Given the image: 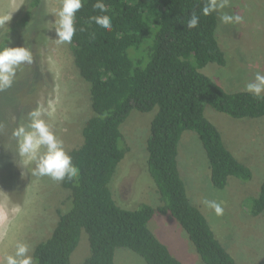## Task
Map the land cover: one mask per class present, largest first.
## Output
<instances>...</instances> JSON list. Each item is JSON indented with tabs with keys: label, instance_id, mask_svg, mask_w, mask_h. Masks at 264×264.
I'll use <instances>...</instances> for the list:
<instances>
[{
	"label": "trees",
	"instance_id": "1",
	"mask_svg": "<svg viewBox=\"0 0 264 264\" xmlns=\"http://www.w3.org/2000/svg\"><path fill=\"white\" fill-rule=\"evenodd\" d=\"M96 2L84 0L76 12L77 32L71 42L74 63L90 85L94 115L85 124L82 145L69 153L80 170L78 178L63 181L70 191V208L36 247V264H71L83 232L91 250L84 264H116L119 248L131 250L147 264H184L151 230L156 212L180 223L204 264H238L188 196L179 145L186 131L198 134L216 189H226L234 177L250 181L251 169L226 147L205 111L210 106L234 119H258L264 117V99L247 91L227 92L201 72L209 63L226 65L216 37L218 15L202 14L205 0H102L107 12L94 9ZM41 3L28 0L23 16L0 34V47L8 45L9 34L29 26ZM193 11L199 24L189 29ZM100 15L111 18L110 31L89 23L90 17ZM155 108L147 164L163 205L127 210L118 206L109 187L126 154L119 146L121 125L133 110L149 113ZM5 131L0 121V136ZM9 157L4 151L0 164L13 165ZM247 207L254 217L264 214V182Z\"/></svg>",
	"mask_w": 264,
	"mask_h": 264
},
{
	"label": "rangeland",
	"instance_id": "2",
	"mask_svg": "<svg viewBox=\"0 0 264 264\" xmlns=\"http://www.w3.org/2000/svg\"><path fill=\"white\" fill-rule=\"evenodd\" d=\"M28 0H0V26L3 35L25 13ZM61 0H42L27 28L9 34V47H28L32 64H22L12 87L0 91V121L5 131L0 136V159L5 153L13 161L0 164V258L15 251V243L30 246L33 264L36 247L48 239L60 215L70 208V191L63 181L48 176H33L20 165L16 138L12 135L38 103L52 101L55 111L49 119L69 154L83 143V129L94 113L90 85L80 75L72 52V43L57 44L55 10ZM223 11L243 17L240 24L220 22L216 37L226 55V65L209 63L201 70L227 92L246 91L245 85L264 73V0H230ZM1 43V38H0ZM158 108L149 113L133 110L121 125L119 146L126 150L109 184L113 198L121 208L138 210L144 205L155 209L163 205L161 195L148 171V141L151 123ZM205 116L221 132L226 147L247 165L250 181L232 178L224 190L216 189L210 179V165L197 133H183L179 145V166L188 196L209 221L219 241L238 264L264 261V214L254 217L248 201L258 196L264 182V117L234 119L206 106ZM5 128V129H4ZM1 133V132H0ZM34 163L29 168L34 167ZM10 167V169H9ZM7 168L9 170H7ZM7 175V181H3ZM222 202L224 213L217 216L203 201ZM150 228L184 264H204L180 223L171 215L155 213ZM89 237L83 232L71 264H84L90 256ZM116 264H147L129 249L119 248Z\"/></svg>",
	"mask_w": 264,
	"mask_h": 264
},
{
	"label": "clouds",
	"instance_id": "3",
	"mask_svg": "<svg viewBox=\"0 0 264 264\" xmlns=\"http://www.w3.org/2000/svg\"><path fill=\"white\" fill-rule=\"evenodd\" d=\"M84 0H61V7L55 10V32L57 44L71 43L77 32L75 26L76 12L83 7ZM100 12H107V6L102 0L93 5ZM230 7V0H205L202 8L204 16L217 13L221 23L240 24L243 17L223 11ZM199 15L195 11L187 21V28H196L199 24ZM8 18L0 19V26ZM95 22L99 27L110 31L111 18L108 15L92 16L89 23ZM84 31L83 28L79 29ZM33 54L28 47L18 46L0 47V91L12 87L17 70L22 64H32ZM245 90L256 99H264V73L257 72L253 81L245 85ZM55 111L52 101L47 106L38 103L37 107L27 114V122H21L12 132L16 138V154L20 158V165L28 168L33 176H48L56 182L69 181L78 178L80 170L73 163L72 157L67 153L63 141L58 138L49 119ZM34 163V167L29 165ZM203 203L214 210L217 216H222L224 208L222 202L205 199ZM30 246L22 241L15 243V251L0 258V264H33Z\"/></svg>",
	"mask_w": 264,
	"mask_h": 264
},
{
	"label": "crops",
	"instance_id": "4",
	"mask_svg": "<svg viewBox=\"0 0 264 264\" xmlns=\"http://www.w3.org/2000/svg\"><path fill=\"white\" fill-rule=\"evenodd\" d=\"M202 261V260H201Z\"/></svg>",
	"mask_w": 264,
	"mask_h": 264
}]
</instances>
